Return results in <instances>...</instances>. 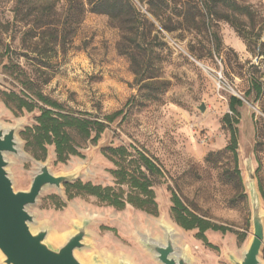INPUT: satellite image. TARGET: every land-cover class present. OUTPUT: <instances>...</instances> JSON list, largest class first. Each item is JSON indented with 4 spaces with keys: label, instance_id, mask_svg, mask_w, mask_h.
Segmentation results:
<instances>
[{
    "label": "rangeland",
    "instance_id": "obj_1",
    "mask_svg": "<svg viewBox=\"0 0 264 264\" xmlns=\"http://www.w3.org/2000/svg\"><path fill=\"white\" fill-rule=\"evenodd\" d=\"M131 1L147 19L138 36L128 31L132 16L113 22L92 13L88 0H0V125L17 129L19 142V155L8 156L13 188L29 191L42 164L57 176L114 187L116 167L102 151L133 146L164 172L154 188L157 216L91 196L69 200L64 187L47 188L29 209L32 229H47V243L59 250L85 226L87 247L75 252L82 264H161L143 240L165 243L167 227L190 264H234L253 238V186L264 213V0H227L248 8L243 14L223 3L212 9L213 0ZM29 88L107 129L65 163L52 146L37 159L23 133L40 111H13L1 98L3 92L31 96ZM232 97L243 102L238 114L230 109ZM231 126L237 159L227 149ZM173 192L228 231H208L202 239L198 230L179 227L171 215ZM4 259L0 253V264Z\"/></svg>",
    "mask_w": 264,
    "mask_h": 264
},
{
    "label": "trees",
    "instance_id": "obj_2",
    "mask_svg": "<svg viewBox=\"0 0 264 264\" xmlns=\"http://www.w3.org/2000/svg\"><path fill=\"white\" fill-rule=\"evenodd\" d=\"M88 2L92 13L108 15L113 22L123 21L122 19L127 15L132 16V26L128 28V31L135 36L139 35V25L143 20L147 22V19L137 10L131 0H88ZM213 3L212 9L219 3H223L237 13L243 14L248 11V8L240 7L227 0H213ZM210 12L209 16H212L213 14ZM153 16L155 15L153 14ZM222 17L238 29V25L229 15ZM128 55L133 58V54ZM149 85L151 84H147V86ZM28 91H31V96L3 92L1 98L4 104L13 111L29 113L37 109L40 111L36 124L23 133L28 146L32 148L34 156L39 160L47 157L48 147L52 146L55 148L57 161L65 163L71 157L80 156V151L85 143L90 141L96 144L107 129L105 122L87 118L86 116L89 114L74 116L66 112L62 104L48 98L43 93L34 92L30 88ZM257 92L258 94L262 93L261 85L257 87ZM40 103L43 104V107L39 106ZM242 105L243 102L238 97L230 99L232 113L238 114L237 109ZM115 117L117 114L106 117V120L111 122ZM225 122L231 125L229 115L225 117ZM230 129L231 144L227 149L232 151L237 159V130L232 126ZM102 154L116 167L111 172L115 186H95L92 183L84 184L81 181L66 184L64 188L68 199L91 196L100 203L118 210L131 206L157 216L159 207L154 188L164 179V172L160 165L144 151L133 146L106 148L103 149ZM262 197L264 200V194ZM172 204L171 215L177 225L186 231L198 230L202 239H205V233L208 231L222 233L228 231L227 228L213 224L193 213L174 192L172 193Z\"/></svg>",
    "mask_w": 264,
    "mask_h": 264
},
{
    "label": "water",
    "instance_id": "obj_3",
    "mask_svg": "<svg viewBox=\"0 0 264 264\" xmlns=\"http://www.w3.org/2000/svg\"><path fill=\"white\" fill-rule=\"evenodd\" d=\"M200 111L204 112L205 106H201ZM10 155H19L17 129H5L0 125V253L5 258L4 264H82L75 252L87 247L85 226L77 228V232L62 248L54 250L47 243V229H32L34 217L29 212L45 189L55 188L62 192L64 185L78 181L79 176H57L51 172L48 164H42L30 190L16 192L7 171ZM251 192L253 238L243 258L234 260V264H262L264 213L260 195L254 186ZM165 231V243L144 239L145 247L155 254L161 264H190L187 257L177 250L172 230L167 227Z\"/></svg>",
    "mask_w": 264,
    "mask_h": 264
},
{
    "label": "bare ground",
    "instance_id": "obj_4",
    "mask_svg": "<svg viewBox=\"0 0 264 264\" xmlns=\"http://www.w3.org/2000/svg\"><path fill=\"white\" fill-rule=\"evenodd\" d=\"M169 229H171V228L169 227Z\"/></svg>",
    "mask_w": 264,
    "mask_h": 264
}]
</instances>
